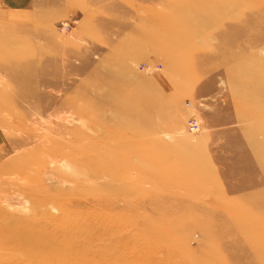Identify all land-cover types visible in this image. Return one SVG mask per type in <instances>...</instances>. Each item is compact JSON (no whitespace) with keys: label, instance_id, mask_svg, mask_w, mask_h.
I'll return each instance as SVG.
<instances>
[{"label":"rangeland","instance_id":"rangeland-1","mask_svg":"<svg viewBox=\"0 0 264 264\" xmlns=\"http://www.w3.org/2000/svg\"><path fill=\"white\" fill-rule=\"evenodd\" d=\"M32 5L0 45V264H264V0Z\"/></svg>","mask_w":264,"mask_h":264},{"label":"crops","instance_id":"crops-1","mask_svg":"<svg viewBox=\"0 0 264 264\" xmlns=\"http://www.w3.org/2000/svg\"><path fill=\"white\" fill-rule=\"evenodd\" d=\"M33 1L34 0H0V17L3 21H6V24L1 29L0 45L3 43L8 45L9 42H14L15 40H17V43L19 42L20 36L24 41V28H20L19 26H24V16L29 14V10L33 6ZM14 35L18 37L15 39V37H13Z\"/></svg>","mask_w":264,"mask_h":264},{"label":"built area","instance_id":"built-area-1","mask_svg":"<svg viewBox=\"0 0 264 264\" xmlns=\"http://www.w3.org/2000/svg\"><path fill=\"white\" fill-rule=\"evenodd\" d=\"M0 20H1V17H0ZM1 22V21H0ZM62 30L64 32H67L69 30V26L66 25L62 28ZM190 129L193 131V132H198L199 131V125L196 121L192 122L191 125H190Z\"/></svg>","mask_w":264,"mask_h":264}]
</instances>
